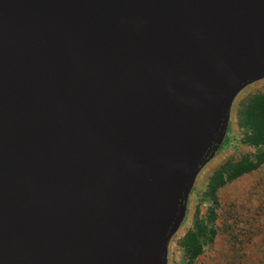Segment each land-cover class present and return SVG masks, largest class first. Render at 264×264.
Here are the masks:
<instances>
[{"label": "water", "instance_id": "water-1", "mask_svg": "<svg viewBox=\"0 0 264 264\" xmlns=\"http://www.w3.org/2000/svg\"><path fill=\"white\" fill-rule=\"evenodd\" d=\"M264 0H0V264H167Z\"/></svg>", "mask_w": 264, "mask_h": 264}, {"label": "rangeland", "instance_id": "rangeland-1", "mask_svg": "<svg viewBox=\"0 0 264 264\" xmlns=\"http://www.w3.org/2000/svg\"><path fill=\"white\" fill-rule=\"evenodd\" d=\"M264 94V79L245 88L230 112L229 144L201 170L188 200L186 217L172 237L167 264L189 260L183 240L197 225L213 237L192 264H264V166L208 194L212 176L257 150L242 143L241 114L256 95Z\"/></svg>", "mask_w": 264, "mask_h": 264}, {"label": "trees", "instance_id": "trees-1", "mask_svg": "<svg viewBox=\"0 0 264 264\" xmlns=\"http://www.w3.org/2000/svg\"><path fill=\"white\" fill-rule=\"evenodd\" d=\"M241 126L245 130L242 143L256 149L257 152L252 157L246 156L236 164L225 166L217 171L212 176L208 188V194L211 196L218 188L264 166V94L256 95L250 99L241 114ZM229 132L230 127L227 134ZM228 144L229 138L226 137L222 147ZM206 230V227L197 225L183 240L189 260L186 264H192L201 254L203 247L211 241L213 232L209 236Z\"/></svg>", "mask_w": 264, "mask_h": 264}]
</instances>
